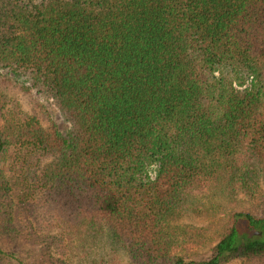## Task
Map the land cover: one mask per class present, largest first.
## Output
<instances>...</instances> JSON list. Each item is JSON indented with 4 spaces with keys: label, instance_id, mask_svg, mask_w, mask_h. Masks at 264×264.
Listing matches in <instances>:
<instances>
[{
    "label": "trees",
    "instance_id": "obj_1",
    "mask_svg": "<svg viewBox=\"0 0 264 264\" xmlns=\"http://www.w3.org/2000/svg\"><path fill=\"white\" fill-rule=\"evenodd\" d=\"M206 193L261 214L187 261ZM108 236L130 264H264V0H0V238L81 264Z\"/></svg>",
    "mask_w": 264,
    "mask_h": 264
},
{
    "label": "rangeland",
    "instance_id": "obj_2",
    "mask_svg": "<svg viewBox=\"0 0 264 264\" xmlns=\"http://www.w3.org/2000/svg\"><path fill=\"white\" fill-rule=\"evenodd\" d=\"M32 99L34 96H30ZM26 95L20 96L23 107L27 110L31 98ZM41 101V99H40ZM48 112L58 125L60 131L66 134L70 124L62 116L58 106L52 99H43ZM41 101V103H42ZM152 176H156V168H153ZM201 206L196 211L189 212L180 221L173 224L177 229L176 236H179L180 254L187 261H205L210 258L212 250L224 235L230 225V215L235 212L261 214L256 203H251L239 195L232 198L222 193H206ZM204 209V210H200ZM0 248L6 253L15 255V259L1 260L0 264H47L43 261V254L40 247L28 244L23 240L11 244L0 238ZM75 258L81 260V264H130V260L125 249L112 241L109 236L106 240L101 239L100 243L92 244L91 248L81 251ZM54 258L60 256L53 251ZM243 264V263H237Z\"/></svg>",
    "mask_w": 264,
    "mask_h": 264
}]
</instances>
